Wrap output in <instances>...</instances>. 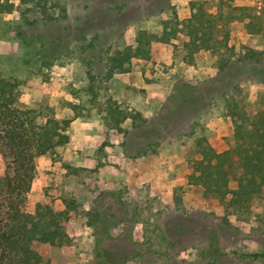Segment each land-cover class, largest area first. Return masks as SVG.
<instances>
[{
    "label": "rangeland",
    "instance_id": "obj_1",
    "mask_svg": "<svg viewBox=\"0 0 264 264\" xmlns=\"http://www.w3.org/2000/svg\"><path fill=\"white\" fill-rule=\"evenodd\" d=\"M10 1L17 9L0 13L1 74L19 80L22 103L37 109L48 105L57 118L72 113L70 103L78 105L89 141L81 151L77 147L75 155L93 159L84 166L80 159L63 158L58 147L52 156L58 163L54 170L47 169L45 184L42 168L36 167L27 210L33 211L37 202L56 210L70 204L64 223L69 242L36 243L43 257L38 264H98L94 248L99 237L104 238L102 245L111 260H123L128 251L111 243L128 233L137 249L150 246L156 253L136 255L122 264H198L203 247L218 250V264H264L236 256L264 250V192L252 202L250 214L228 215L233 225L229 228L222 220L224 204L205 196L200 185L188 180L190 162L199 156L197 137H206L217 150L233 146V123L223 94L229 85L236 87L241 103L264 107V75L256 76L251 65L237 61L250 47L263 52L259 66L264 67V31L250 34L243 22L234 21L229 27L232 49L221 48L220 54L202 49L193 62L184 61L186 36L180 33L169 43L154 42L150 59L134 58L129 71L104 79L106 50L134 45L139 29L160 32L174 12L187 19L192 1H203L207 9L216 11V0H47L50 14H57L60 5L67 8V17L58 21L42 19L32 3ZM230 1L264 11V0ZM27 7L31 11L25 12V19L22 13ZM94 37L97 48L82 52L81 45ZM228 57L232 61L226 75L218 66ZM88 71L97 76L94 102L89 101ZM108 96L127 112L141 113L148 123L140 129L126 118L121 125L127 134L105 125L102 103ZM142 149L145 154L138 155ZM36 165L43 163L36 159ZM4 170L0 153V176ZM109 207L125 220L105 231L107 223L99 218L103 220ZM115 219L110 218L109 224ZM161 228L174 243L173 259L163 252L167 244L159 238Z\"/></svg>",
    "mask_w": 264,
    "mask_h": 264
},
{
    "label": "trees",
    "instance_id": "obj_2",
    "mask_svg": "<svg viewBox=\"0 0 264 264\" xmlns=\"http://www.w3.org/2000/svg\"><path fill=\"white\" fill-rule=\"evenodd\" d=\"M20 2L32 3L33 11L39 12L41 18L46 21H58L67 17V8L64 5L59 6L58 13L54 12L55 15L50 14L45 7L47 0ZM190 4L191 13L187 19H179L174 12L172 18L163 21L160 32L139 29L134 45L125 44L106 50V56L102 58L105 65L103 78L109 79L116 72L129 71L134 58L150 59L154 42L169 43L180 33L186 36L183 43L184 61L193 62L195 53L202 49L219 54L221 48L232 49L228 43L229 27L234 21L243 22L250 34L256 35L264 31V11H259L254 6L237 5L230 0H216V11H210L203 1H192ZM15 9L17 6L10 0H0V13H10ZM26 11H31V8L24 9L23 16ZM96 39L97 37H94L87 45L82 44L81 51L86 52L89 48L95 50L98 46ZM41 54L43 53H38ZM262 54V51L245 47L237 61L251 65L252 71L260 77V74L264 75V67L259 66ZM87 60L89 64L93 62L92 59ZM231 61L230 57L221 59L219 72L228 73ZM87 74L91 80L87 88L92 94L89 101L94 102L97 94V76L90 71ZM262 81L264 82V79ZM227 88L223 94L227 114L233 123V146L217 150L206 137H197L194 144L199 156L190 162L188 180L200 185L205 196L218 198L224 204L225 216L222 220L224 226L230 228L233 225L228 215L250 214L252 202L264 192V107L241 103L236 96V87L229 85ZM102 106L105 110L104 124L124 134L128 131L121 124L126 118H130L132 124L140 129L149 121L139 112H127L111 96L105 99ZM69 107L72 113L68 117L57 118L48 105L44 109H37L22 103L19 80L15 77H5L0 72V153L5 164V170L0 176V264H38L42 262L43 257L35 248L36 243L62 246L70 240L64 224L70 216L68 202L59 210L43 202H37L33 211L26 208L27 194L36 174V159L68 143L70 124L81 116L77 110L78 105L70 103ZM144 151L145 149H142L138 155L145 154ZM232 182L235 187H231ZM106 213L107 215L102 217L103 220L99 218V222L107 223L103 227L105 231L125 220L112 211L111 207ZM99 215L100 213H95L93 216ZM113 217L116 218L114 223L109 224L110 218ZM159 238L167 244L164 254L168 259H173L170 248L174 243L165 237L162 228ZM103 240V237L96 239L94 248L98 264H122L136 255L156 253L150 246L144 250L137 249L136 241L128 233L112 239L113 248L128 251L126 258L113 261L103 248ZM199 250L201 259L198 264H218L220 261L216 248L203 247ZM236 256L240 260L251 262L264 260V250L241 251L236 253Z\"/></svg>",
    "mask_w": 264,
    "mask_h": 264
},
{
    "label": "crops",
    "instance_id": "obj_3",
    "mask_svg": "<svg viewBox=\"0 0 264 264\" xmlns=\"http://www.w3.org/2000/svg\"><path fill=\"white\" fill-rule=\"evenodd\" d=\"M70 130H71L70 141L66 143L65 145L58 146V147H61L60 153L63 154V158L65 159L66 158H68L69 160L70 159H74V160L80 159L79 162H81L82 164H84V166H86L87 162H90L93 159L88 158L86 156L83 158H77V155L75 154H77L79 150L80 151L82 150L83 145L88 144L89 139L87 138V134H88L87 124H85L81 118L77 117L74 120H72L70 124ZM58 147H56L52 153L44 154L37 158L38 160H40V162L43 163L41 167L37 165L36 167L39 170L40 168H42L43 170L40 172V175H41V180L43 181L44 184L48 179L47 178L48 175H50V173L47 172V169L51 167L54 170L56 168V164L58 163V161L52 159V156L56 155V152L58 151ZM77 147H78V151H77Z\"/></svg>",
    "mask_w": 264,
    "mask_h": 264
}]
</instances>
